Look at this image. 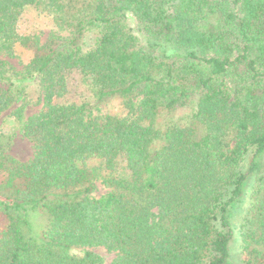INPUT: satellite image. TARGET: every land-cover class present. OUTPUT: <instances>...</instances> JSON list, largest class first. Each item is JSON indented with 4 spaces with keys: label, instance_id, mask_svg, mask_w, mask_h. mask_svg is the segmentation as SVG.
I'll return each mask as SVG.
<instances>
[{
    "label": "trees",
    "instance_id": "16d2710c",
    "mask_svg": "<svg viewBox=\"0 0 264 264\" xmlns=\"http://www.w3.org/2000/svg\"><path fill=\"white\" fill-rule=\"evenodd\" d=\"M32 11L45 39L21 27ZM16 103L0 264H104L99 246L110 264H229L252 179L241 264H264V0H0V116Z\"/></svg>",
    "mask_w": 264,
    "mask_h": 264
},
{
    "label": "rangeland",
    "instance_id": "374dc122",
    "mask_svg": "<svg viewBox=\"0 0 264 264\" xmlns=\"http://www.w3.org/2000/svg\"><path fill=\"white\" fill-rule=\"evenodd\" d=\"M50 21L49 18L44 17L42 15H37L33 11L28 13L22 18V23L21 27L23 29H29L32 30L33 32H41L42 38L45 39L48 36V33L50 31L49 27ZM9 62L15 66L18 70L21 69V64L18 62L17 59H10ZM114 103V102H113ZM19 103L14 104L9 110L4 111L1 116H0V123L4 118H6L10 112L11 109L15 108L16 105ZM117 104L114 103V106ZM41 105H33V104H28L24 108V115L28 116L31 115L39 110ZM186 109L184 110H179V114L185 112ZM12 125V121H8L6 124V129H8ZM12 148L10 150V153L16 157L17 159L21 161H26L29 159L33 153V147L32 144L24 137L22 136L20 128L17 129L16 131V136L13 141ZM262 160L264 161V154L261 156ZM254 185V180L252 179L250 183L248 184L246 188V195L244 202L240 204V207L237 208V210L234 213L233 216V222H234V236L232 238V241L229 245V252H230V257H229V264H241L243 259L245 258V252L243 251L242 247V236H241V230H240V223L242 222V218L244 216V212L248 206V201L251 195V190ZM106 191V187L104 184H102L100 181H96L94 185V190L92 192L93 197H100L102 194H104ZM2 218L0 215V224ZM89 251H92L93 253L98 254L104 264H110L112 260L115 257L114 252H109L105 248L99 246V247H91L87 248Z\"/></svg>",
    "mask_w": 264,
    "mask_h": 264
}]
</instances>
